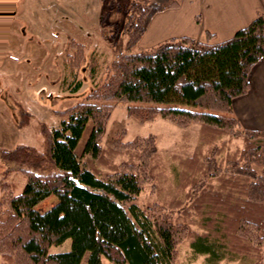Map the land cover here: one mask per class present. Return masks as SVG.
Wrapping results in <instances>:
<instances>
[{
  "label": "trees",
  "instance_id": "16d2710c",
  "mask_svg": "<svg viewBox=\"0 0 264 264\" xmlns=\"http://www.w3.org/2000/svg\"><path fill=\"white\" fill-rule=\"evenodd\" d=\"M109 6L100 7V30L122 17L110 14ZM178 6L179 0H131L122 21L125 51L113 56L103 79L80 101L53 111L60 122L41 129L45 150L25 143L0 148L6 164L0 173V264H103L102 257L116 264H176V238L186 235L193 253L206 254L211 262L242 250L236 255L258 256L255 264L261 263L264 129L243 125L233 100L247 93L250 70L264 56V15L224 40L211 41L210 32L205 41L181 35L131 51L156 13ZM82 41L70 38L67 47L75 74L86 59ZM70 85L74 92L81 80ZM117 103L141 123L159 116L181 127L199 124L194 153L179 161L178 187L187 207L175 208L183 197L167 208L137 203L155 179L156 137L126 139L119 130L104 146L101 138ZM89 121L78 157L75 149ZM232 140L240 141L233 150ZM47 164L51 171L38 172ZM12 173L24 178L20 191L9 179ZM51 196L48 207L38 208ZM191 205L200 211L202 228L215 237L193 230L187 215L180 216ZM68 238V250L49 251Z\"/></svg>",
  "mask_w": 264,
  "mask_h": 264
},
{
  "label": "rangeland",
  "instance_id": "374dc122",
  "mask_svg": "<svg viewBox=\"0 0 264 264\" xmlns=\"http://www.w3.org/2000/svg\"><path fill=\"white\" fill-rule=\"evenodd\" d=\"M130 1L0 0V148L25 143L35 146L39 152L45 150L41 129L59 126L60 122L53 111L80 101L92 86L103 79L113 56L124 50L126 36L122 21ZM102 3L112 4L109 13L118 11V16L122 13V17L114 26L100 30L98 13ZM70 38L84 40L82 42L87 46L86 59L76 74L70 71L67 62ZM146 47L140 41L131 51H140ZM76 78L81 80V85L71 92L70 83ZM90 127L89 121L75 149L78 157ZM119 130H125L126 139L134 135L154 134L156 137L159 160L155 168V179L144 186L135 199L137 203L143 207L162 203L167 208L173 199L183 197V203L175 208L181 210L184 205L187 207L189 201L184 199L185 191H180L178 187L182 168L179 161L194 153L198 144L199 124L181 127L159 116L141 123L128 118L125 104L117 103L112 109L101 143L104 146L111 145ZM236 142L240 143L239 140H232L229 148L233 150ZM201 151L206 152V148ZM118 160L119 157L114 159L115 162ZM4 166L6 164L0 161V173L5 169ZM49 171L51 166L47 164L43 171L38 172ZM11 178L18 186L16 190L20 191L24 178L17 173H12ZM53 200L51 196L39 204L38 208L48 207ZM183 213L187 215L184 219L192 221L190 224L193 230L200 233L207 230L210 236L215 237L212 229H204L200 225V211L194 205L181 212L180 216L183 217ZM176 240V264H255L258 258L254 255L238 256L244 252L242 250L235 254L226 251L224 259L211 262L208 255L193 253L190 235L177 237ZM70 244L71 239L68 238L51 246L49 251H65ZM261 250L263 255L260 264H264V246ZM86 257L82 262L85 263ZM102 262L116 264L106 257H102Z\"/></svg>",
  "mask_w": 264,
  "mask_h": 264
},
{
  "label": "crops",
  "instance_id": "0c3cea01",
  "mask_svg": "<svg viewBox=\"0 0 264 264\" xmlns=\"http://www.w3.org/2000/svg\"><path fill=\"white\" fill-rule=\"evenodd\" d=\"M264 15V0H179V6L156 13L140 41L149 47L165 39L189 35L196 40H224ZM140 41L138 43H140ZM249 89L233 100L242 124L264 129V56L249 73Z\"/></svg>",
  "mask_w": 264,
  "mask_h": 264
}]
</instances>
